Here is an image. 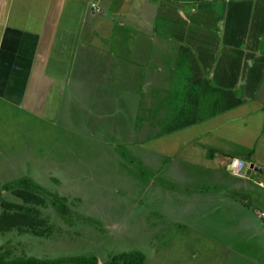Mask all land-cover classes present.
Instances as JSON below:
<instances>
[{
    "label": "rangeland",
    "instance_id": "rangeland-1",
    "mask_svg": "<svg viewBox=\"0 0 264 264\" xmlns=\"http://www.w3.org/2000/svg\"><path fill=\"white\" fill-rule=\"evenodd\" d=\"M260 5L264 11V0ZM145 24L151 30L150 21ZM87 58L74 67L53 123L0 97V186L29 176L47 188L44 205L36 207L52 229L47 238L0 234V251L41 258L92 254L98 264L123 251L144 253V264H264V188L254 184L260 173L263 186L264 165L252 169L246 159L241 170L242 160L234 159L247 158L242 150L256 131L236 132L250 127L241 119L220 127L222 118L167 134L155 128L158 110L137 120L147 132L135 134L130 113H146L137 100L124 99V76L132 71L119 57L105 76L94 54ZM3 198L15 201L8 192Z\"/></svg>",
    "mask_w": 264,
    "mask_h": 264
},
{
    "label": "crops",
    "instance_id": "crops-1",
    "mask_svg": "<svg viewBox=\"0 0 264 264\" xmlns=\"http://www.w3.org/2000/svg\"><path fill=\"white\" fill-rule=\"evenodd\" d=\"M260 1L0 0V97L53 123L60 116L74 67L83 66L94 54L102 73L121 57L132 71L124 76V99L137 100L139 112L144 108L146 113L145 117L130 113L133 121L128 127L135 134L147 132L137 120L153 117L158 110L161 121L156 119L155 128L167 134L222 118L220 127L224 123L229 128L233 119H241L250 127L236 132L254 130L257 136L251 135L253 142L242 150L247 158L234 159L261 167L264 11H258ZM147 20L151 30L145 29ZM249 157L259 163H251ZM258 177L254 184L262 190L264 183L260 186ZM226 192L223 196L229 200Z\"/></svg>",
    "mask_w": 264,
    "mask_h": 264
},
{
    "label": "trees",
    "instance_id": "trees-1",
    "mask_svg": "<svg viewBox=\"0 0 264 264\" xmlns=\"http://www.w3.org/2000/svg\"><path fill=\"white\" fill-rule=\"evenodd\" d=\"M4 192L11 193L15 201L4 200ZM43 192L46 195L49 194L47 188L29 176H22L1 185L0 199L3 200L1 201L3 211L0 214V234L17 230L19 233H29L43 238L49 237L52 234L51 225L48 224L46 218L39 216L41 212L37 208L39 205H44V194L41 195ZM56 196L54 194L52 197L55 198ZM63 197L61 198H66ZM62 202L66 201L62 200ZM58 208L62 213L64 210L63 204ZM144 262V253L140 251H123L113 255L105 264H144ZM0 264H98V258L92 254L62 255L55 258H41L34 255L12 256V251L5 249L0 251Z\"/></svg>",
    "mask_w": 264,
    "mask_h": 264
},
{
    "label": "built area",
    "instance_id": "built-area-1",
    "mask_svg": "<svg viewBox=\"0 0 264 264\" xmlns=\"http://www.w3.org/2000/svg\"><path fill=\"white\" fill-rule=\"evenodd\" d=\"M93 7H94V9L99 10L96 4H93ZM238 161H239V160H238ZM240 166H241V170H243L244 162L240 161ZM238 169H239V168H238ZM239 170H240V169H239ZM241 170H240L239 173H236V172H235V174H236V175H240ZM262 216H263V218H264V214H263Z\"/></svg>",
    "mask_w": 264,
    "mask_h": 264
},
{
    "label": "water",
    "instance_id": "water-1",
    "mask_svg": "<svg viewBox=\"0 0 264 264\" xmlns=\"http://www.w3.org/2000/svg\"><path fill=\"white\" fill-rule=\"evenodd\" d=\"M254 167H255V164H251V165H250V168L253 169ZM255 168L257 169V168H259V167H255Z\"/></svg>",
    "mask_w": 264,
    "mask_h": 264
}]
</instances>
